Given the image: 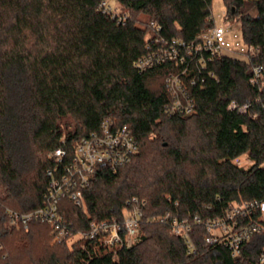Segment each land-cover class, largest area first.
I'll return each instance as SVG.
<instances>
[{"label":"trees","instance_id":"1","mask_svg":"<svg viewBox=\"0 0 264 264\" xmlns=\"http://www.w3.org/2000/svg\"><path fill=\"white\" fill-rule=\"evenodd\" d=\"M111 1L121 6L118 16L104 12L101 0H0V264H256L264 233L231 258L192 225L188 256L168 224L151 220L170 212L206 222L231 203L264 200V87L250 82L254 66L264 77V0H221L223 20L237 21L242 40L259 49L255 59L218 57L204 66L165 59L145 71L134 67L139 58L173 43L180 52L214 25L212 0ZM170 75L182 77L189 116L166 108ZM103 120L126 125L139 151L116 173L98 167L84 206L62 199L59 213L84 231L90 222L121 218L130 198L144 199L139 240L93 254L56 243L46 223L10 228L3 208L27 213L42 205L46 172L55 168L49 154L61 148L70 159L73 144ZM240 156L252 164L237 167Z\"/></svg>","mask_w":264,"mask_h":264},{"label":"built area","instance_id":"2","mask_svg":"<svg viewBox=\"0 0 264 264\" xmlns=\"http://www.w3.org/2000/svg\"><path fill=\"white\" fill-rule=\"evenodd\" d=\"M100 8L112 16L119 15L107 0H101ZM124 21V16L119 19V22ZM174 45L173 43L168 48L163 45L158 50L142 56L134 63V67L138 71H145L165 59L175 58V65L183 64L188 58L190 61L200 63L201 66L213 62L218 57L249 62L259 53L257 47L242 40L239 29L215 23L211 28L199 33L194 43L182 45L180 52H177ZM186 68L181 71V75L185 73ZM262 70V66L252 68L253 77L250 82L258 88L264 87ZM209 76L212 77L213 73L209 72ZM164 86L171 97V101L166 105L169 113L189 116L194 112L193 102L186 94L182 77L170 75L165 78ZM227 108L244 112L248 105L237 107L230 103ZM72 148L73 155L70 159L61 148L49 154L48 157L55 162V168L46 172L49 179L42 205L27 213L5 207L1 210L3 219L16 231L26 230L32 222L46 223L50 226L56 243H63L69 247L80 244V248L89 249L93 254L101 250L115 253L121 248H129L139 240L140 219L147 205L144 199L130 198L126 201L127 207L121 218L112 216L90 222L84 231H74L62 218L59 213V202L67 199L74 205L83 207L84 191L90 189L98 167L105 166L111 173H116L120 167L129 164L138 153L137 142L126 125L117 126L109 120H103L97 132L80 138ZM240 157L232 161L237 167L245 168L252 164L247 157L246 162L242 164ZM151 221L168 224L171 233L184 240L188 256L194 253V245L190 240V229L194 225L203 226L205 230L203 240L206 245L222 246L229 252L231 258H235L240 254L243 243L253 234L264 233V200L231 203L219 217L206 222H203L199 215H194L189 222L170 212L152 218ZM256 264H264V245L258 252Z\"/></svg>","mask_w":264,"mask_h":264},{"label":"rangeland","instance_id":"3","mask_svg":"<svg viewBox=\"0 0 264 264\" xmlns=\"http://www.w3.org/2000/svg\"><path fill=\"white\" fill-rule=\"evenodd\" d=\"M109 5L112 7V9H114V11H118V13L120 14L122 12V9H121V6L116 3V2H113V1H108ZM225 12V7L222 3L221 0H212V4H211V15H212V18L214 20V23L217 24V25H227L228 28H236V29H239L240 30V24L237 22V21H224L223 20V14ZM140 19H142L143 23H148L147 26L149 27V30H152L153 24H150V18L147 17V16H143L141 15L140 16ZM150 33V32H149ZM148 33V34H149ZM151 35V34H150ZM263 81H264V77H262ZM241 162L242 164L244 162H246L245 160L246 159V156H241ZM246 164H244L245 166Z\"/></svg>","mask_w":264,"mask_h":264}]
</instances>
